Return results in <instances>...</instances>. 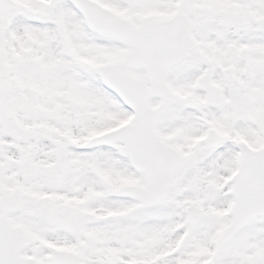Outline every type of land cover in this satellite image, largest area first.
I'll use <instances>...</instances> for the list:
<instances>
[{"label": "snow or ice", "instance_id": "snow-or-ice-1", "mask_svg": "<svg viewBox=\"0 0 264 264\" xmlns=\"http://www.w3.org/2000/svg\"><path fill=\"white\" fill-rule=\"evenodd\" d=\"M0 264H264V0H0Z\"/></svg>", "mask_w": 264, "mask_h": 264}]
</instances>
